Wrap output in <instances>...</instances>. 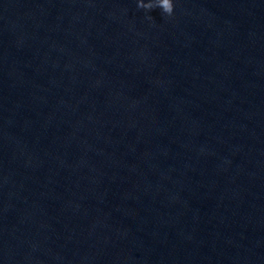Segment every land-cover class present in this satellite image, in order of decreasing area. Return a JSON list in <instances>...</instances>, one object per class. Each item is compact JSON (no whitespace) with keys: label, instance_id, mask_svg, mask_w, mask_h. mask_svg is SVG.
Listing matches in <instances>:
<instances>
[{"label":"clouds","instance_id":"obj_1","mask_svg":"<svg viewBox=\"0 0 264 264\" xmlns=\"http://www.w3.org/2000/svg\"><path fill=\"white\" fill-rule=\"evenodd\" d=\"M137 6L146 12H152L159 8L166 16H171L174 11L173 0H147V2L145 0H137ZM147 18L151 20L153 17L149 15Z\"/></svg>","mask_w":264,"mask_h":264}]
</instances>
